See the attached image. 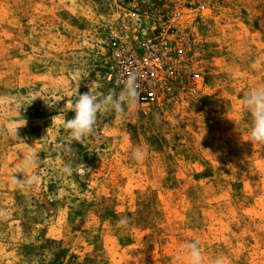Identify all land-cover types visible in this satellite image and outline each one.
I'll return each mask as SVG.
<instances>
[{
	"label": "rangeland",
	"instance_id": "1",
	"mask_svg": "<svg viewBox=\"0 0 264 264\" xmlns=\"http://www.w3.org/2000/svg\"><path fill=\"white\" fill-rule=\"evenodd\" d=\"M132 74L157 102L98 113L75 142L76 94ZM261 86L264 0H0V264H186L191 240L202 264H264V145L243 108ZM31 153L39 179L17 184Z\"/></svg>",
	"mask_w": 264,
	"mask_h": 264
},
{
	"label": "clouds",
	"instance_id": "2",
	"mask_svg": "<svg viewBox=\"0 0 264 264\" xmlns=\"http://www.w3.org/2000/svg\"><path fill=\"white\" fill-rule=\"evenodd\" d=\"M138 88L137 77L132 74L123 81V87L119 93L113 90L102 97H97L91 91L76 94L75 102L72 103L71 107L75 115L72 119H66L64 128L68 130L75 142L83 144L95 131L98 113L114 112L117 118H123L127 115L126 108L130 109L137 105ZM243 108L250 113L252 118L250 141L264 145V86L250 89L245 94ZM145 155L144 150L140 148L132 152V157L137 162H142ZM36 163L37 156L35 153L25 156L18 168V173L23 174V179H17L14 175V181L17 184L28 186L36 183L39 177L35 174H28ZM72 172L73 168L70 163L65 164L60 169L61 175L65 176H70ZM117 223L124 227L129 224V220L127 217H123ZM177 258L184 260L186 264H202L200 242L191 240L181 245L177 252ZM212 264H225V258L218 256L212 261Z\"/></svg>",
	"mask_w": 264,
	"mask_h": 264
},
{
	"label": "built area",
	"instance_id": "3",
	"mask_svg": "<svg viewBox=\"0 0 264 264\" xmlns=\"http://www.w3.org/2000/svg\"><path fill=\"white\" fill-rule=\"evenodd\" d=\"M200 10L204 9V6L199 7ZM153 77V74L150 73L147 78L151 79ZM139 99L138 102L141 105H154L157 102V96L155 92V88L151 87L150 85L146 87H142L140 90Z\"/></svg>",
	"mask_w": 264,
	"mask_h": 264
}]
</instances>
